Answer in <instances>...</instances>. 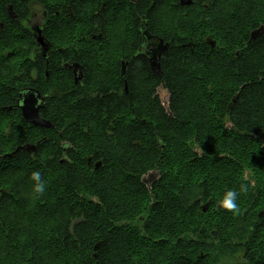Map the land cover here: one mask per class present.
Masks as SVG:
<instances>
[{
  "label": "trees",
  "instance_id": "obj_1",
  "mask_svg": "<svg viewBox=\"0 0 264 264\" xmlns=\"http://www.w3.org/2000/svg\"><path fill=\"white\" fill-rule=\"evenodd\" d=\"M205 52L231 60L212 68L209 57L194 58ZM184 53L190 58L167 79L168 112L155 79L138 121L129 114L89 134L105 145L110 135L135 134L131 170L119 171L113 155L94 171L85 158L1 160L0 264H264V38ZM7 114L0 111V154L15 147ZM151 171L159 178L150 188L142 178Z\"/></svg>",
  "mask_w": 264,
  "mask_h": 264
},
{
  "label": "flooded vegetation",
  "instance_id": "obj_2",
  "mask_svg": "<svg viewBox=\"0 0 264 264\" xmlns=\"http://www.w3.org/2000/svg\"><path fill=\"white\" fill-rule=\"evenodd\" d=\"M180 2L0 0V111L6 109L4 122L14 131L6 141L15 143L10 152L0 154V165L4 160L3 166L8 167L12 158L7 155L30 145L16 154L58 158L59 164L71 165L85 158L90 171L102 167L99 158L113 155L119 171L131 170L132 160L126 158L135 150L127 147L136 145L135 134L110 135L106 145L89 134L93 136L100 125L111 131L114 124L128 123L129 114L138 121V102L152 92L155 79L160 82L154 94L168 112L169 99L164 107L159 91L169 93L167 79L175 71L171 68L190 58L186 50L192 56L198 46L217 52L225 44L247 45L257 30L261 34L254 42L264 38V0ZM241 52L235 49V58ZM207 57L212 68L214 62L222 61L224 66L231 60L230 55L217 53L194 56ZM22 107L37 109L39 119L50 127L27 122ZM226 128L232 124L226 122ZM146 176L151 188L159 173L151 171Z\"/></svg>",
  "mask_w": 264,
  "mask_h": 264
},
{
  "label": "water",
  "instance_id": "obj_3",
  "mask_svg": "<svg viewBox=\"0 0 264 264\" xmlns=\"http://www.w3.org/2000/svg\"><path fill=\"white\" fill-rule=\"evenodd\" d=\"M191 0H181V5H188L190 4ZM261 34V30H257V31H253L251 34H250V38H249V43L252 42V41H255ZM211 47H213V44L211 43ZM243 88V86L241 87V89ZM238 98V95H236L231 103L229 104V108L232 107V104H234L236 102ZM6 110L5 108H2V111ZM22 113H23V117L24 119L33 124V125H36V126H41V127H50V125L43 121V120H40L39 117L37 116V109H35L34 107L32 108H29V107H22ZM32 146L30 145H24V146H20V147H17L12 153L8 154L7 155V158H11L13 157L17 152L19 151H24V150H28V148H30ZM99 165V164H98ZM98 165L96 167H98ZM207 206V205H206ZM203 212H206V209H203ZM260 218L263 216L262 213H259L258 215ZM98 249V244L94 247V251H96ZM94 259L97 258L96 255L93 256Z\"/></svg>",
  "mask_w": 264,
  "mask_h": 264
},
{
  "label": "rangeland",
  "instance_id": "obj_4",
  "mask_svg": "<svg viewBox=\"0 0 264 264\" xmlns=\"http://www.w3.org/2000/svg\"><path fill=\"white\" fill-rule=\"evenodd\" d=\"M159 97L161 99V102H162L163 106L166 107L167 106V103L166 102L169 99V93H166V91H159ZM151 182L152 181L149 179V177L148 176H145L144 183L149 186ZM238 259H239V256L237 257V260ZM226 262H227V259L226 258H223L222 259V263L223 264H226ZM237 262H235L234 264H237Z\"/></svg>",
  "mask_w": 264,
  "mask_h": 264
},
{
  "label": "clouds",
  "instance_id": "obj_5",
  "mask_svg": "<svg viewBox=\"0 0 264 264\" xmlns=\"http://www.w3.org/2000/svg\"><path fill=\"white\" fill-rule=\"evenodd\" d=\"M42 189L41 188H37V191H41Z\"/></svg>",
  "mask_w": 264,
  "mask_h": 264
}]
</instances>
